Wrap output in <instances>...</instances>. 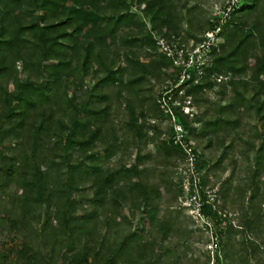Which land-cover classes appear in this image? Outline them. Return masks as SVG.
<instances>
[{
	"label": "trees",
	"instance_id": "1",
	"mask_svg": "<svg viewBox=\"0 0 264 264\" xmlns=\"http://www.w3.org/2000/svg\"><path fill=\"white\" fill-rule=\"evenodd\" d=\"M172 1L0 0V232L19 237L14 246L0 247V264H159L169 252L163 240L188 237L181 219L186 213L169 202L160 217L159 203L151 197L160 194L162 183L174 198L181 192L167 184V177L182 150L157 129L148 135L156 127L148 116L160 110L149 79L160 83L175 67L161 51L155 60L134 53L116 67L118 42L131 45L141 36L153 47L152 30L164 36L178 31L164 6ZM130 2L150 17L151 31L143 16L128 9ZM221 27L226 40L212 47L201 81L213 86L217 76L226 75L221 84L231 88L226 103L215 102L211 113L199 81L186 93L206 107L191 119L176 106L174 114L194 133L202 156L211 144L220 151L213 163L228 156L234 142L224 141L230 126L237 128L240 154L255 162L246 185L251 189L244 203L245 195L235 197L244 191L229 175L220 182L218 195L223 205L239 198L252 217L243 224L248 233L241 241L234 235L242 230L231 223L220 232L213 264H264V179L257 178L264 169V0L232 5ZM248 89L249 98L244 95ZM135 108L126 126L116 121ZM256 116L260 125L252 123ZM192 121L201 122L199 128ZM119 129L124 138L112 143ZM133 129V136L149 138L155 151L121 163L116 175L97 167L101 150L109 158L136 144ZM143 159L153 166L141 165ZM203 161L198 158L199 169ZM149 171L160 179L150 178ZM208 174L207 169L203 185ZM126 189L130 193L122 199L116 192ZM201 209L214 220L209 204L202 203ZM209 259L190 257L188 264H209Z\"/></svg>",
	"mask_w": 264,
	"mask_h": 264
},
{
	"label": "rangeland",
	"instance_id": "2",
	"mask_svg": "<svg viewBox=\"0 0 264 264\" xmlns=\"http://www.w3.org/2000/svg\"><path fill=\"white\" fill-rule=\"evenodd\" d=\"M249 0H173L172 4L168 2L165 4V9L167 14L171 12L173 21L177 25V32H172L171 34L164 36L158 34L156 31L151 29L152 20L149 16L144 15L143 11L141 10L140 6H137V3L130 2L128 9L130 8L131 12H136L140 16H143V19L146 22V28L150 29L151 35L153 38H169L171 39L173 36L178 38L180 43H190L191 45L196 44L198 41L207 38L206 32L212 30L213 27L216 26V32L221 36L220 40L216 42V44H221L225 41V36L221 34V23L224 19L220 15V11L224 8L225 4L231 3L232 5H237L240 3H246ZM165 2H160L163 5ZM144 2H140L139 5H143ZM232 7H230L231 9ZM229 9V10H230ZM228 13L226 12L224 14ZM29 15L26 14L25 19H28ZM209 18V19H208ZM219 18V21L217 20ZM207 19L211 22L209 26H206ZM220 27V28H219ZM131 37V36H130ZM128 38V37H127ZM218 38L217 36L214 39ZM145 39L141 38L131 45L117 43L119 55L116 63V67L120 68L124 66L127 61L130 59V55L136 54L139 59L142 60H155L158 58V53L161 51L155 42V46L151 47L145 43ZM124 45L125 47H122ZM129 52V55H126V52ZM164 53L163 51H161ZM166 56L167 54L164 53ZM170 60L171 58L167 56ZM207 66L209 63L206 64ZM206 66V67H207ZM205 70V68H204ZM196 73V72H195ZM194 72L190 75L189 80L190 83L182 84L181 86L184 87L185 92L186 88L189 85H194L196 83H200L203 74H195ZM240 78H246L248 75L245 73H238L236 74ZM99 75L98 77H101ZM86 79L91 78V74L85 76ZM126 78V75L123 74V80ZM175 71L169 73V77L164 78L160 83H158L155 78L150 77L148 87H152L155 90L159 87L163 86V84L168 82H174L176 80ZM226 78V75H219L215 80V85L209 86L205 84L204 80L201 81L202 88L201 92L203 91L202 95L208 97L209 101L208 104L212 108V112H214L213 108L217 105H223L226 103V96L227 94L231 93L230 87H221L222 81ZM71 77L67 78L69 81ZM97 79V78H96ZM94 79V81L96 80ZM218 81V82H217ZM146 86V87H147ZM12 86L9 85L8 90L11 91ZM251 90H244V95L249 98ZM122 93H125V88H122ZM192 94V93H191ZM189 94L188 97L191 99V106L194 110H192L193 114L186 113L180 104L178 105L179 112L184 115L186 118L191 119L198 112L202 110V108L206 107V104H199L194 103L192 95ZM172 98L177 99L180 103H184L186 99V95L183 92L176 91V87L172 89L170 92ZM173 100V99H172ZM137 102H135V105ZM137 106V105H136ZM159 113L156 114H149L148 120L156 127H151L149 130L148 135H150L155 129L159 132L161 137H168L171 140L173 138L174 133L176 130L174 129V122H178L176 119L175 114L170 115L167 114L164 109L159 105ZM137 108L134 109L133 112H126V115L120 114L119 120L123 121V126H126V121H132L134 115L137 112ZM195 111V112H194ZM142 121V117L138 115L135 119V122L139 124ZM179 123V122H178ZM253 124L260 125V118L257 116L252 120ZM191 124L199 128L201 122L199 121H192ZM184 130V136L181 139V142L172 141L173 144H176L182 150V156L177 160L176 165L172 166L171 173L169 174L167 184L171 187H175L176 185L181 188L180 194L174 198L172 190L167 192L164 188L166 187L165 183L160 184L161 192L160 194L151 193V197L159 203V216L163 217L166 209V203H171V207L178 208L180 207L184 213H186L185 217H181L182 225L187 228L189 234L188 237L178 238L173 236L172 238H167L163 240L164 245L169 249L167 254H163L159 258V264H188L189 259L199 256L200 259H203L206 255H209V264H213L214 254L219 246V234L225 228L226 225L231 223L234 227H240L237 229H241L242 231H238L235 233L234 237L236 241H241L245 236L247 231V227H244L243 224L247 218L252 217V211L247 205H243V203L237 198V201L232 205L227 203L223 205L220 201L218 195V189L220 182L223 181L226 177L231 175L232 183L236 187H241L239 191L235 194V197H241L243 200L244 196V203L247 201V197L249 195L251 187H247V184H250V178L255 170V162H249L246 159V156L240 154L239 152V145L235 143L236 135H237V128L234 125H231L229 128L230 136L225 138L224 144L228 145L229 142H234L233 146L228 147L227 157L221 159V164L213 163L216 161V156L220 152L216 149L214 144L208 146L205 150L207 154L205 157L202 156V145L198 143V140L194 136V133L189 131L184 124H179ZM240 128V127H239ZM186 130V131H185ZM223 130V129H222ZM135 133V130L132 131V136ZM235 135V136H234ZM126 136V134H125ZM219 136V134H218ZM231 136L235 138H231ZM124 138V132L121 129L118 130L117 135L113 138L112 143H119L120 140ZM136 141L134 146H130L128 149H122L120 152L110 156L109 158L104 157V153L102 150L96 156L97 163L95 164L99 168H106L113 172L116 175V171L119 168L121 163L132 162L135 159L136 155H141L146 151H155V145L152 141H148L147 139H138L136 136H133ZM124 146H126V140L123 141ZM191 146L192 151L194 152V156L192 159H189V151L185 148ZM130 151V152H129ZM253 155V154H250ZM121 157V161H120ZM253 157V156H252ZM198 158L201 160L203 159L205 165L202 167L203 169H199L197 163ZM234 161H232V159ZM141 164V163H140ZM153 162L148 159H143L141 165L146 166H153ZM213 166H212V165ZM209 170V174L207 176V183L205 185L202 184V175L206 173V170ZM118 174V173H117ZM150 178H152V172H148ZM153 175V174H152ZM154 178L160 179L157 175H153ZM264 179V169L258 174L257 178ZM258 181V179L256 180ZM123 182H119L121 184ZM247 187V188H246ZM167 188V187H166ZM246 188V189H245ZM193 192H197L195 194L196 201H192L188 204L190 196ZM122 199H126V195L130 192L126 190L117 191L116 192ZM194 198V196H193ZM197 201L200 203L209 204L210 211L214 213L215 217L214 220L210 217L207 212H204L201 209V214H197ZM79 214V212H78ZM244 227V228H241ZM178 238V239H177ZM260 240L259 238H257ZM19 237L16 234L8 233L7 231L0 232V247L2 249H7L8 247L14 246ZM217 242V246H213V242ZM211 245V246H210ZM165 251V250H163ZM225 263V262H224Z\"/></svg>",
	"mask_w": 264,
	"mask_h": 264
},
{
	"label": "built area",
	"instance_id": "3",
	"mask_svg": "<svg viewBox=\"0 0 264 264\" xmlns=\"http://www.w3.org/2000/svg\"><path fill=\"white\" fill-rule=\"evenodd\" d=\"M230 7H232L231 3L225 4L224 8H222V10L220 11V15H223V18L227 14H224V12H226V9L229 11ZM217 20L219 21V18H217ZM216 30L217 29L215 26L212 28V30L207 31V38L198 41L194 45H191L190 43L185 44L184 42L180 43V41H178V38H176L175 36H173L171 39L167 37L155 39V42L159 49L171 58L172 64L175 67V74L177 77L174 82L163 84V86L156 89L154 93L157 103L164 109L167 114H174V106L179 107L176 104H180L186 113L193 114L192 110L194 109L190 104L191 99L188 97L189 94L185 92L184 87L180 86V84H182L184 81L189 80L190 75L193 72H196L197 75L200 73L202 74L204 72V68L207 66L206 64H210V51L212 47L216 45V42L221 38ZM216 36L218 38L214 39V37ZM174 87H176V91L183 92L187 96L183 104L180 103L177 99L172 98V96L170 95V92ZM179 124L180 123L178 122H174L173 124L174 129L176 130L173 135V141H175L176 143L178 141L181 142V139L183 138L185 133H183L184 129ZM185 148L189 151L190 154L188 158L192 159V157L194 156V152L192 151L191 146ZM196 193L197 192H193V194L190 196L188 204L192 201H196ZM197 204V214L200 215L202 203L197 201ZM213 244L214 245H212V247L217 246L216 241H214Z\"/></svg>",
	"mask_w": 264,
	"mask_h": 264
}]
</instances>
